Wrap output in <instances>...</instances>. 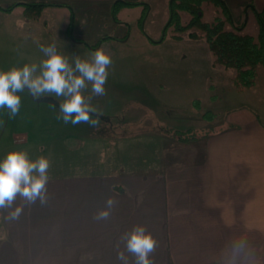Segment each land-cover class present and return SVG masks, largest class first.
<instances>
[{"label": "crops", "instance_id": "1", "mask_svg": "<svg viewBox=\"0 0 264 264\" xmlns=\"http://www.w3.org/2000/svg\"><path fill=\"white\" fill-rule=\"evenodd\" d=\"M116 1L0 0V57L8 53L9 59L23 58L27 37H42L39 23L50 16L48 12L51 23H65L67 38L71 12L74 31L87 20L92 24L94 12L103 14L102 21H114L106 10L117 8L118 14L130 10ZM223 1L232 23L243 26L242 34H247L249 18L256 19L253 9H264V0ZM16 3L64 6L46 7L40 20L31 21L23 16L22 7L2 11ZM97 32L98 28L95 36ZM128 41L129 37L122 44ZM63 42L71 45L69 51L94 52L82 43ZM43 102L50 108L59 107L51 96ZM2 117L9 118L7 110ZM226 124L207 138L184 145L189 150L171 146L170 151L178 149L179 155L164 169L140 171L130 166L123 172L119 166L115 174H107L92 166L91 171L66 179L50 178L45 205L39 201L28 205L18 197L13 205H23L18 221H5L10 209L0 210V235L4 237L0 239V264H122L117 259L118 251L125 249L121 236L136 225L144 226L158 242L150 255L153 264H264V105L258 113L236 111ZM149 129L161 133L157 127ZM10 138L15 149L0 147V159L10 151L27 152L33 160L41 156L35 148L28 152L20 146L27 143L26 133L13 132ZM196 143L198 147L193 146ZM109 197L116 201L110 217L95 220ZM125 255L129 264H135L131 254Z\"/></svg>", "mask_w": 264, "mask_h": 264}, {"label": "rangeland", "instance_id": "2", "mask_svg": "<svg viewBox=\"0 0 264 264\" xmlns=\"http://www.w3.org/2000/svg\"><path fill=\"white\" fill-rule=\"evenodd\" d=\"M124 1L144 5L132 6L121 14L117 9L114 21L109 18L102 21L103 14L94 12V22L90 24L87 20L82 27L78 24L74 31L72 27L70 35L66 32L68 39L64 37L65 23H51L52 13L48 12L50 16H45L39 23L38 31H43L42 37H27L24 52H21L25 54L24 59H9L8 53L0 57V71L20 68L25 64L39 66L46 59L39 45L55 43L57 50L70 63L76 57L90 60L91 53L69 51L67 46L71 45L63 40H70L103 47L112 59L104 86L105 95L95 96L91 84L83 92L85 97L91 98V105L97 110L91 114V118H98L95 126L84 122L66 124L62 118H57L62 115L60 107L50 108L43 102L51 96L60 105L64 102L63 97L45 94L34 99L25 91L17 93L21 103L25 102L20 116L15 118L19 122H14V117H2L6 108L0 113L1 149H15L16 145L10 138L13 132L26 133L27 143L20 146L28 152L35 148L37 153L50 161L48 174L52 179H66L70 174L89 172L94 166L107 174H115L119 166H122L123 172L130 166L140 171L164 169L167 162L179 155L178 149L170 151L171 146H185L159 132H151L150 127L161 125L165 130L211 132L226 126L227 118L236 111L259 112L260 105H264V68L257 67L252 88L238 89L234 85L235 70L212 65L213 57L203 39L190 40L186 34L181 41L171 38L174 27H166L170 0ZM200 7L204 23L211 24L223 18L221 7L212 1L203 0ZM106 13L113 14L110 10ZM247 17L245 15L244 20ZM190 18L189 14L180 13L182 24ZM249 19L246 33L256 37L258 23L253 17ZM97 28L98 35L95 36ZM124 36L129 37L125 44H122L125 40L104 39ZM146 37L154 41L164 38V41L151 44ZM60 46L67 52L62 51ZM204 113L206 118L202 116ZM198 145L193 144L194 147ZM126 149L129 153L125 154ZM185 150L189 149L185 147Z\"/></svg>", "mask_w": 264, "mask_h": 264}, {"label": "clouds", "instance_id": "3", "mask_svg": "<svg viewBox=\"0 0 264 264\" xmlns=\"http://www.w3.org/2000/svg\"><path fill=\"white\" fill-rule=\"evenodd\" d=\"M46 59L40 65L25 64L13 67L8 71H0V109H7L9 118L15 117L21 106V97L17 93L27 91L34 99L45 94L63 97L59 105L64 123L73 125L82 122L95 126L98 121L91 118L96 108L91 105V98L83 92L91 84L95 96L105 95V84L108 79V68L112 64L111 55L103 47L91 53L90 60L76 57L72 63L57 50L55 43L39 45ZM37 72L39 74L37 75ZM50 161L40 156L30 159L27 152L10 151L0 159V210L10 209L4 220L18 221L23 213V205L13 208L17 198L32 205L37 201L41 205L47 203L48 170ZM116 201L109 197L105 207L94 216L95 220H107ZM4 238L0 235V239ZM125 249L118 251L117 259L122 264H129L125 252L135 258V264H153L150 255L158 246L157 240L142 225H136L121 236ZM242 245L237 246L238 252Z\"/></svg>", "mask_w": 264, "mask_h": 264}, {"label": "trees", "instance_id": "4", "mask_svg": "<svg viewBox=\"0 0 264 264\" xmlns=\"http://www.w3.org/2000/svg\"><path fill=\"white\" fill-rule=\"evenodd\" d=\"M203 0H170L169 2V20L166 27L173 26L174 34L171 38L175 41H181L183 34L190 40L203 39L208 46V49L213 57L212 65L221 66L224 69H234V85L238 89H250L254 86L256 80L257 67H264V9L255 11L253 13L256 17L259 31L256 38L247 34H242L240 31L243 26H235L230 17V13L223 0H208L212 1L215 5H219L222 10L223 18L217 19L214 23L208 24L202 22L201 3ZM117 5L123 7H132L144 5L141 2H126L117 0ZM50 6H64L63 4H44V3H16L2 11L9 13L16 7H22V14L27 20L38 21L44 8ZM68 7V6H66ZM112 10L113 18L115 19V11ZM185 12L191 16L190 20L182 24L180 13ZM145 17V16H143ZM226 25L230 26V30L226 29ZM73 27V13L71 12L70 20L67 25L66 32L70 35ZM151 44H160L164 38L158 41L146 37ZM108 40L124 41L127 36L122 38L105 37ZM101 43V42H100ZM85 45V44H84ZM90 51H95L98 47L85 45ZM194 106L198 110V105L194 102ZM204 118L207 114L202 115ZM157 128L165 136L170 137L172 140L183 144L189 145L201 139L207 138L211 132H204L200 130H165L161 125Z\"/></svg>", "mask_w": 264, "mask_h": 264}]
</instances>
